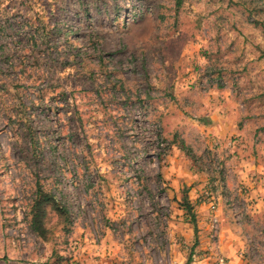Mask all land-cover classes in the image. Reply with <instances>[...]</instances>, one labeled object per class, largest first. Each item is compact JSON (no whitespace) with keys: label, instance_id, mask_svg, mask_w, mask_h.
Segmentation results:
<instances>
[{"label":"rangeland","instance_id":"rangeland-1","mask_svg":"<svg viewBox=\"0 0 264 264\" xmlns=\"http://www.w3.org/2000/svg\"><path fill=\"white\" fill-rule=\"evenodd\" d=\"M0 264H264V0H0Z\"/></svg>","mask_w":264,"mask_h":264},{"label":"trees","instance_id":"trees-1","mask_svg":"<svg viewBox=\"0 0 264 264\" xmlns=\"http://www.w3.org/2000/svg\"><path fill=\"white\" fill-rule=\"evenodd\" d=\"M187 209L190 211L191 207L188 205ZM49 210L57 213L62 217H67V210L60 205L54 195L47 193L40 186L36 190L35 199L33 200L30 210V228L40 238L47 239V218Z\"/></svg>","mask_w":264,"mask_h":264},{"label":"crops","instance_id":"crops-1","mask_svg":"<svg viewBox=\"0 0 264 264\" xmlns=\"http://www.w3.org/2000/svg\"><path fill=\"white\" fill-rule=\"evenodd\" d=\"M216 120H218L217 121V124L219 123V125L224 129V131H225V127L224 126H226L227 124H228V122H226V115L225 114H223V115H221L220 117H214Z\"/></svg>","mask_w":264,"mask_h":264}]
</instances>
